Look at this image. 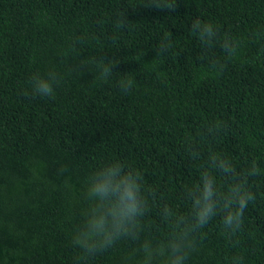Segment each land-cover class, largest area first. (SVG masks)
<instances>
[{"label": "trees", "instance_id": "16d2710c", "mask_svg": "<svg viewBox=\"0 0 264 264\" xmlns=\"http://www.w3.org/2000/svg\"><path fill=\"white\" fill-rule=\"evenodd\" d=\"M48 71L54 96L34 95ZM112 163L137 177L146 210L135 236L85 254L88 183ZM205 170L221 196L238 181L255 198L235 233L220 209L189 231L184 264H264V0H0V264H167L156 250L185 231L177 217L192 222Z\"/></svg>", "mask_w": 264, "mask_h": 264}, {"label": "clouds", "instance_id": "9594fccd", "mask_svg": "<svg viewBox=\"0 0 264 264\" xmlns=\"http://www.w3.org/2000/svg\"><path fill=\"white\" fill-rule=\"evenodd\" d=\"M194 29L206 40H211L214 29L210 24L194 22ZM223 48L229 55L236 52L235 42L226 39ZM100 77L107 78L112 71L108 65H98ZM59 83L58 74L48 71L44 74L35 73L31 77L30 86L34 95L40 97H53L55 88ZM118 86L122 91L131 90L134 81L123 79ZM212 168L218 169L227 175H235V169L227 159L218 156L210 157ZM249 175L258 174V169L253 167ZM188 196L191 200L192 222L186 224L183 217H177L176 223L185 224V231L175 240L162 245L157 249V254L167 256V264H184L186 259L185 241L189 231L203 228L217 214L218 209L223 211L222 226L227 232L235 233L241 226L244 209L254 194L245 191L240 182L231 184L226 193L221 196L215 178L207 170L201 173V181L194 188L189 189ZM87 197L93 205L85 213L83 227L75 235V244L85 254L111 246L121 236L136 235V220L146 210V203L140 192V185L136 176L124 173L119 163L109 164L94 173L87 187ZM163 215L168 218L173 215L167 206ZM148 260L152 252L146 249ZM234 264H239V259L234 258Z\"/></svg>", "mask_w": 264, "mask_h": 264}]
</instances>
